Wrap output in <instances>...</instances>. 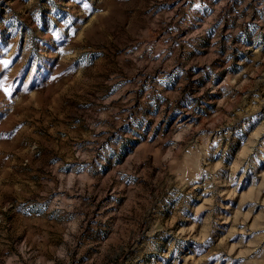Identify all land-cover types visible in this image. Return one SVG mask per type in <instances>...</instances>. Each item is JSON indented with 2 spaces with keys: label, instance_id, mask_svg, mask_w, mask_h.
<instances>
[{
  "label": "rangeland",
  "instance_id": "obj_1",
  "mask_svg": "<svg viewBox=\"0 0 264 264\" xmlns=\"http://www.w3.org/2000/svg\"><path fill=\"white\" fill-rule=\"evenodd\" d=\"M0 264H264V0H0Z\"/></svg>",
  "mask_w": 264,
  "mask_h": 264
}]
</instances>
